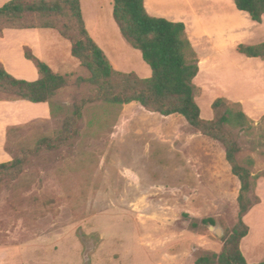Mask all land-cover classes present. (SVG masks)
I'll list each match as a JSON object with an SVG mask.
<instances>
[{
  "label": "rangeland",
  "instance_id": "rangeland-1",
  "mask_svg": "<svg viewBox=\"0 0 264 264\" xmlns=\"http://www.w3.org/2000/svg\"><path fill=\"white\" fill-rule=\"evenodd\" d=\"M250 21L240 44L264 42L263 17L260 23ZM59 41L74 69L53 99L57 108L46 119L8 127L0 163L7 161L5 155L33 149L42 138L54 139L73 104L95 92L82 81L89 73L70 55L69 43ZM120 41L126 64L123 69L111 64L114 71L149 78L151 68L141 53ZM6 57L5 68L14 77L38 78L25 51ZM41 61L51 66L46 57ZM259 65L264 60L227 47L206 59L194 79L202 119H211V104L224 98L253 122L252 134L237 138L238 158L252 159V174L259 176L255 194L260 203L243 217L249 232L240 242L249 264L264 261V147L252 150L251 144L264 141V70L258 71ZM257 78L260 85L254 83ZM0 101L13 100L0 95ZM239 187L223 146L191 129L182 116L164 117L137 103L88 104L70 146L43 151L17 178L0 182V264H195L200 256L221 252L237 220ZM206 218L216 225L201 224ZM194 221L197 227L191 226Z\"/></svg>",
  "mask_w": 264,
  "mask_h": 264
},
{
  "label": "trees",
  "instance_id": "trees-1",
  "mask_svg": "<svg viewBox=\"0 0 264 264\" xmlns=\"http://www.w3.org/2000/svg\"><path fill=\"white\" fill-rule=\"evenodd\" d=\"M234 3L237 10L247 13L252 21L261 22L264 0H234ZM112 14L123 39L141 53L142 60L151 68L149 78H140L133 72L114 71L85 28L79 0H10L0 7V34L5 30L26 29L57 32L70 43L72 58L88 71L89 77L82 81L95 88L93 95L73 104L72 113L65 117L54 139L42 138L33 149L21 150L10 161L0 163V182L17 178L30 158L38 157L43 151L52 152L70 146L78 134L82 110L88 104L122 106L137 103L164 117L179 115L191 129L223 146L225 160L240 186L237 220L225 236L221 252L200 256L195 264H249L242 255L240 242L249 232L243 217L260 203L255 194L259 176L252 174V159L238 158L242 148L237 138L240 134H252V120L237 104H231L224 98H217L211 104L213 119L201 118L196 102L198 88L194 84L199 72L198 57L186 37L183 23L149 16L143 0H113ZM237 52L247 58L264 60V42L239 44ZM25 57L35 64L39 79L33 82L17 79L0 63V95L6 96L7 100L47 103L52 114L57 108L53 99L66 87L67 79L53 72L27 48ZM263 137L260 135L261 139ZM262 143L251 142L252 150H257V146L264 147V141ZM200 223L216 225L212 218L202 219ZM198 224L194 221L191 226L197 227ZM256 264H264V261Z\"/></svg>",
  "mask_w": 264,
  "mask_h": 264
},
{
  "label": "crops",
  "instance_id": "crops-1",
  "mask_svg": "<svg viewBox=\"0 0 264 264\" xmlns=\"http://www.w3.org/2000/svg\"><path fill=\"white\" fill-rule=\"evenodd\" d=\"M8 1L10 0H0V7ZM79 3L89 36L102 49L113 66L123 69L122 66L126 64V61L121 58V47L123 48L124 43L120 41L121 33L113 23L115 22L112 14L113 0H79ZM143 5L145 11L151 17L163 18L171 22H181L185 25L186 37L198 57L199 72L197 75L205 67L206 59L222 55L227 47L236 49L243 42L245 27L251 22L247 13L237 10L234 0H143ZM46 31L50 33H43ZM59 38L62 39L53 30H5L0 34V63L5 68L4 60L7 58L8 53L16 50L23 52L27 48L40 61L43 57H46L51 66L45 64L53 72L67 79L70 76V71L74 69V65L66 55V49L60 43ZM115 41H119L120 46L116 45ZM201 55H204V58ZM53 68L59 72H56ZM5 70L7 71L6 68ZM257 70H264V65L257 66ZM33 74H35L33 76L35 77L34 70ZM260 75L264 78L262 74ZM38 79L39 73L36 80ZM256 81L254 83L260 85L259 78ZM26 103L33 106L25 105L17 100L12 102L0 101V152L5 144L6 129L8 127L22 125L34 119H46L51 116L47 103ZM37 104H43V106L34 107ZM22 115L24 118L21 117ZM211 119L207 118L206 120ZM5 159L10 161L11 157L5 155Z\"/></svg>",
  "mask_w": 264,
  "mask_h": 264
},
{
  "label": "water",
  "instance_id": "water-1",
  "mask_svg": "<svg viewBox=\"0 0 264 264\" xmlns=\"http://www.w3.org/2000/svg\"><path fill=\"white\" fill-rule=\"evenodd\" d=\"M215 233L220 237L222 235L221 229L219 227L214 228Z\"/></svg>",
  "mask_w": 264,
  "mask_h": 264
}]
</instances>
